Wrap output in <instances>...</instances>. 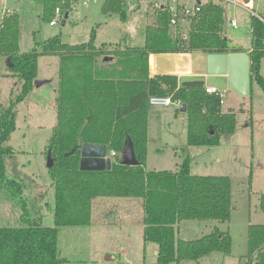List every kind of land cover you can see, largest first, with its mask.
<instances>
[{
  "label": "trees",
  "instance_id": "16d2710c",
  "mask_svg": "<svg viewBox=\"0 0 264 264\" xmlns=\"http://www.w3.org/2000/svg\"><path fill=\"white\" fill-rule=\"evenodd\" d=\"M60 0H45V18H52ZM103 11L125 18L123 0H105ZM225 10L209 0L189 19L187 36L171 30L169 13L158 11L155 24L146 28L142 47L104 50L95 45V32L88 42L68 44L59 36L46 40L42 52H20L19 15L5 16L0 27V56L9 72L18 77L21 91L6 109L0 107V190H7L22 204L23 226H0V264H62L59 256V227L91 224L94 197H137L144 211V239L158 246V264L200 260L212 253L231 254L233 238L218 226L196 239L177 237L182 220H231L232 179L228 175H199L186 156L177 170H146L148 157V110L151 96H171L186 103L187 143L215 146L222 136L236 129V112L222 111L219 95L206 91L202 78L175 75L151 76V53L202 51L229 53L224 34ZM186 38V39H183ZM60 54L58 122L50 138L54 165L49 173L55 187V226H45L30 216L22 198L23 185L7 174L5 155L13 148L5 142L16 129L15 107L34 87L39 56ZM251 84L264 90L261 73L264 57V20L252 16ZM101 56L109 57L107 60ZM112 57V58H111ZM252 90V88H251ZM131 139L138 165L122 163L126 142ZM84 143L106 144L115 152L108 169L81 168ZM76 148L71 155L66 153ZM264 211V192L260 196ZM249 250L244 264H264V224H251Z\"/></svg>",
  "mask_w": 264,
  "mask_h": 264
},
{
  "label": "rangeland",
  "instance_id": "374dc122",
  "mask_svg": "<svg viewBox=\"0 0 264 264\" xmlns=\"http://www.w3.org/2000/svg\"><path fill=\"white\" fill-rule=\"evenodd\" d=\"M105 0H92L88 5L76 0L66 21L55 25L45 18L44 0H0V27L5 16L19 15L20 52H42L51 37L59 36L68 44L88 42L95 32V45L101 49H124L144 46L146 27L153 23L151 4L157 0H123L125 18L119 13L103 11ZM193 4L195 0H184ZM204 1V0H202ZM225 10L224 33L231 48L249 51L252 45V16L264 20V0H213ZM5 7L16 8L6 13ZM9 11V10H8ZM234 19L237 25H231ZM182 22H184L182 20ZM183 25L186 34L189 20ZM172 28V27H171ZM186 39V38H183ZM152 56L151 69H170L177 62L169 55ZM106 56H101L99 61ZM112 58V57H111ZM167 58V59H164ZM60 54L39 56L35 81L41 82L16 107V129L5 142L13 153L5 155L7 174L24 188L30 216L45 226H55V187L49 173L50 138L58 122ZM180 63V62H179ZM7 64L0 63V107L8 108L21 91V82L7 75ZM264 73V58H263ZM225 90L222 111L236 112V129L222 136L215 146H192L187 143L188 120L180 106H149V142L146 170H177L186 156L191 169L199 175H228L232 179L233 210L231 220L220 223L233 238L231 254L215 253L200 260H183L180 264H243L249 250L248 230L251 224H264L260 196L264 192V90L252 81L249 95L240 94L223 76L208 80ZM111 155V150H108ZM123 155V154H122ZM115 159L114 157H112ZM82 165L103 166L101 159L86 158ZM140 198L104 197L93 199L91 224L59 227L58 249L62 264H158L154 242L144 239V212ZM236 207V209H234ZM22 204L7 190H0V226H23ZM212 220H182L177 224V237L196 239L210 230ZM172 264H176L175 262Z\"/></svg>",
  "mask_w": 264,
  "mask_h": 264
},
{
  "label": "water",
  "instance_id": "95a60500",
  "mask_svg": "<svg viewBox=\"0 0 264 264\" xmlns=\"http://www.w3.org/2000/svg\"><path fill=\"white\" fill-rule=\"evenodd\" d=\"M252 0H244L245 3H250ZM68 14H66V17ZM65 23V20L63 21ZM109 57H105L107 60ZM207 74L210 76H227L230 84L242 95H249L251 92V61L249 52H229V53H208L207 54ZM36 86L41 82L35 81ZM182 113L187 110L186 103H182L180 108ZM76 148L66 153L71 155ZM108 146L98 143H84L81 147V168L95 169L89 166L82 165L86 158L101 159L103 166L99 169H110L112 167V158L108 156ZM122 163L125 165H138V160L132 147L131 139L126 142V152L123 154ZM54 165V159L51 151L48 152V167ZM158 253V252H157Z\"/></svg>",
  "mask_w": 264,
  "mask_h": 264
},
{
  "label": "built area",
  "instance_id": "2783aa9c",
  "mask_svg": "<svg viewBox=\"0 0 264 264\" xmlns=\"http://www.w3.org/2000/svg\"><path fill=\"white\" fill-rule=\"evenodd\" d=\"M9 1V0H4ZM76 0H60L56 5L53 15L49 23L51 25H55L60 21H66V14H68L69 9L71 8L72 3ZM92 0H83L84 5H88ZM95 1V0H94ZM206 1L195 0L193 4H190L184 0H157L154 2L155 11H166L169 13V25L172 27H178L180 23L185 20L191 19L193 16L197 15L201 11L202 3ZM6 13H12L13 9L9 7H5L3 9ZM9 10V11H8ZM231 25L236 26L237 23L234 19L231 20ZM206 91L210 94L219 95L221 98V103L224 102L223 97L225 96V90L221 89L216 85L206 84ZM173 103L181 106V101H174L171 99V96H151L149 100V104L151 106L157 107H167ZM115 155V152H112V156Z\"/></svg>",
  "mask_w": 264,
  "mask_h": 264
},
{
  "label": "crops",
  "instance_id": "0c3cea01",
  "mask_svg": "<svg viewBox=\"0 0 264 264\" xmlns=\"http://www.w3.org/2000/svg\"><path fill=\"white\" fill-rule=\"evenodd\" d=\"M18 1L20 2V0H14V3H17ZM204 1H209V0H204ZM151 4H152V6L154 5V3H152V2H151ZM123 6H124V1H123ZM12 9H15L16 12L18 13L16 8H12ZM154 10L155 9H153V11ZM44 12H45V4H44ZM156 18H157V13L154 12V16L151 17V19L153 21V23H150L151 25L155 24ZM187 23L188 22L184 21V22H181L178 27L170 26V28L172 27L171 30H173V31L177 32L178 34H181L183 37H185V36H187V34L185 32V28L183 27V25H185ZM142 46H125V47H142ZM250 48L247 49V50H250ZM245 52H249V51H245ZM153 54H155V53H151L150 56H149V69H150L151 76H154L156 74L175 75V76L178 77L179 81H181L182 79H185V78H202V79H204L206 81V84L215 85V84L210 83L208 81L211 76L207 74V53H204L202 51H188V52H162V53L156 54L157 56H155V57H156L157 63H159L160 56L163 55V54L169 55L167 57H169V59H171V60H173L175 62H177V61L180 62V63L177 62V65H175L174 67H172L170 69H167V70H163V71H158V69H155V68L151 69V60H152ZM164 59H167V58H164ZM0 63H6V58L3 57V56H0ZM7 72H8V73H6L7 75H11L13 77V79H16V77L13 76L9 72L8 68H7ZM261 73L264 76V73H263V59H262V65H261ZM223 77L228 79L227 76H223ZM149 106H151V105H149ZM149 135L150 134H149V124H148V142H149ZM108 150H111V149L108 147ZM112 152L113 151L111 150V154H112ZM179 165H180V163L177 164L178 167H179ZM141 204L143 206L142 200H141ZM234 209H236V207H234ZM212 221L213 222L210 225L208 224V226L210 228L209 232H211L215 226H218L221 230L226 231V230L221 228L219 222H217L215 220H212ZM186 240H189V239H186ZM157 249H158V246L156 245L155 248H154L156 254L158 252ZM213 254H215V253H212V254H210L208 256H211ZM246 260H247V258H244V263L246 262Z\"/></svg>",
  "mask_w": 264,
  "mask_h": 264
},
{
  "label": "bare ground",
  "instance_id": "6f19581e",
  "mask_svg": "<svg viewBox=\"0 0 264 264\" xmlns=\"http://www.w3.org/2000/svg\"><path fill=\"white\" fill-rule=\"evenodd\" d=\"M171 99H172V97H171ZM172 100H173V99H172ZM223 100H224V97H223ZM174 101H181V100H174ZM223 103H224V102H223ZM223 103H222V104H223ZM181 105H182V104H181ZM180 108H181V106H180ZM107 155H108V156H111V158L114 157V156H112V154H111V155L107 154ZM112 160H113V159H112Z\"/></svg>",
  "mask_w": 264,
  "mask_h": 264
}]
</instances>
